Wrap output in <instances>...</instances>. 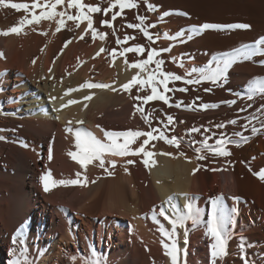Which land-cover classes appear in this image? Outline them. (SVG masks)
<instances>
[{
    "label": "bare ground",
    "instance_id": "1",
    "mask_svg": "<svg viewBox=\"0 0 264 264\" xmlns=\"http://www.w3.org/2000/svg\"><path fill=\"white\" fill-rule=\"evenodd\" d=\"M10 2L31 5L34 0ZM35 2L43 5L46 0ZM149 2L155 5L154 11L146 9L144 0H137V8L125 9L115 21H111V15L120 11L118 7L112 12L91 14L93 27L106 33L104 40L93 39L90 31L85 34L87 21L76 28L66 17L59 32L56 17L26 26L19 35H4L21 19L31 17L23 10L0 7V253L8 257L5 264L10 260L24 264H171L161 242L171 245L173 240L180 249L179 264H210L206 250L213 240L207 234V223L215 198H221L222 223L231 233L227 254L215 264H244L243 255L249 264H264V181L258 178L264 170V131H251L253 126L260 129L264 125V111L259 110L264 101L259 99V93L252 101L246 98L251 90L264 88V55L256 52L247 60L237 57L225 72L227 80L219 85L210 81L183 82L193 69L196 71L192 79L201 73L211 74L218 66L223 67L219 63L223 54H234L264 36V0ZM82 3L109 7L108 0ZM41 10L35 9V14ZM65 10L73 15L77 11L67 9V0L56 8ZM137 15L146 16V24L156 25L149 28L154 37L159 36L155 43H150L138 29L125 26L138 23ZM101 20H110L113 27H102ZM205 23L221 27L192 32L193 27ZM235 24H248L250 28L224 27ZM181 30L191 32L192 39L185 36L180 42L176 34ZM82 34L84 39H79ZM125 35L134 39L118 45L117 39L123 41ZM68 41L71 42L65 47ZM135 45L148 50L168 48L155 59L165 61L161 66L164 72L182 77L168 84L170 91L165 94L171 107L159 100L142 105L144 113L151 114L150 125L134 108L142 104L134 97L150 94V86L141 89L134 85L129 91L122 88L135 75L147 79L146 72L130 67L146 59L147 52L119 54L123 48ZM102 48L106 51L100 52ZM154 68V64L149 65L150 70ZM85 83L111 87H81ZM181 88L188 90L181 92ZM208 88L211 91H205ZM85 96L91 99L85 100ZM229 100L236 103H224ZM180 101L184 103L177 108ZM201 104L216 107L202 110ZM249 104L251 107H247ZM165 114L173 117L171 125ZM230 120L236 124L228 123ZM218 124L224 127L217 128ZM242 124H248V128ZM67 128L83 129L105 143L108 141L101 129L146 132L157 128L169 138L177 137L179 147L158 138L150 140L145 149L153 155L147 157V167L142 153L126 157L105 153L102 158L108 167L106 173L99 161L81 168L68 155L78 150L74 134ZM192 128L199 131L190 133ZM222 136L230 141L226 144L230 155L205 151L201 141L207 139V145L214 146ZM145 139L138 138L130 147L137 148ZM118 143H123V138ZM194 148L200 149L205 159H197ZM15 158L23 176L8 173L6 163H14ZM47 172L55 181L79 179L80 183L54 186L45 192L40 176ZM185 194L191 201L185 199ZM189 202L192 218L177 228L174 238L161 236V228L172 231L171 224L159 215L161 208L174 219L178 213H186L184 206ZM232 208L238 212L232 214L231 223H226ZM119 219L129 222L128 229ZM22 225V237L16 236ZM241 243L242 250L238 247Z\"/></svg>",
    "mask_w": 264,
    "mask_h": 264
},
{
    "label": "snow or ice",
    "instance_id": "2",
    "mask_svg": "<svg viewBox=\"0 0 264 264\" xmlns=\"http://www.w3.org/2000/svg\"><path fill=\"white\" fill-rule=\"evenodd\" d=\"M65 3V0H54V2H51V0H46V2L41 5L38 2H34L29 5L28 3H14L10 2V0H0V7L2 8H11L16 11L23 10L25 13H28L30 15V19L25 17L24 19H21L18 22V26H13L9 29V31L4 32V35L9 34H17L19 35L24 27L33 25V24H39L41 20H53L56 17H59V19H55L56 22V32H59L67 21H72L75 24L76 28L80 27L81 22L87 21V27L85 28V34L89 31L91 32L92 38L96 39L97 37L101 40H104L106 38V33L98 32L93 27V18L91 14L100 13L103 11L104 13L112 12V9L119 8L120 11L112 12L111 15V21H115L117 17L121 16L123 11L125 9H135L138 7L137 0H108L109 7L102 9L100 6H93L89 4L82 3V0H67V9H76V14L73 15L67 10L65 11H56L57 6L63 5ZM145 7L148 11H154L155 5L149 2V0H144ZM41 8V12L39 15L35 14V9ZM86 9V12L84 11ZM66 17V20H65ZM135 19L138 21V23H127L125 26L130 29H138L139 32H141L144 37L150 42L155 43L156 40L159 38V36L154 37L150 32L149 28L155 27V24H146L145 21L147 19L146 16L143 15H137ZM161 21H163V17H158ZM110 20H101V26L112 28L113 25ZM221 26L212 25V24H202L198 28L193 27L192 32L195 31H203L208 30L211 28H218ZM227 28H236V29H249L250 25L248 24H235V25H228L224 26ZM42 35H46L47 33H40ZM55 34V33H53ZM115 34V33H113ZM177 38L180 40V42H184L185 36L188 40L192 39L191 32L185 33L183 30L178 32ZM79 39H84V35L82 34ZM134 39V37L125 35L123 37V41L120 39H117L116 43L119 45L122 42L126 43L127 41ZM71 41H68L65 43V47H67V43H70ZM106 51L105 49H100V52ZM113 53H115V50H112ZM169 51L168 48L164 49H157L152 48L150 50L146 49L143 45H135L132 47H125L122 49V51L119 53L121 56L125 55L129 52H134L136 54H142L147 52L146 59H141L138 62H134L130 65V67L139 69L141 72L147 73V79L140 78L139 74L132 77V79L128 82L122 85V88L125 91H129L132 86L134 85H140L141 89L144 88L145 85L150 86V94L146 95H137L134 97V99L141 101V105H134V108L136 111L141 113L142 118L144 119L145 123L151 124L150 120V113L145 114L144 108L142 105H146L151 101L159 100L163 101L165 105H168L171 107L172 105L169 102L168 97L165 93L170 91L168 88V84L170 81H179L182 79L181 76L164 72L162 70V65H164L165 61L163 59H155V57H158L161 55L162 52ZM256 52H260L262 55H264V36L260 37L254 42V45L252 46H244L241 49H237L234 54H228L225 53L222 55L219 63L223 65V67H217V69L212 72L211 74L205 75L201 73L198 78L192 79L190 78L192 74L196 71L193 69L191 72H187L186 76L189 78L184 79L185 84H199L203 81H210L212 84L219 85L221 82L227 80V76L225 75L226 70L234 63L235 59L241 58L247 60L250 56L255 55ZM100 53L98 52L97 55ZM127 63V61H125ZM35 63V61H33ZM155 65L154 69H149V65ZM51 71V70H50ZM81 87L84 88H101V89H108L111 86L108 84L103 83H93L88 84L85 83ZM163 89V91H160V89ZM114 90V89H113ZM187 88H181L179 91L186 92ZM205 91H211L210 88L205 89ZM259 93V99L261 101H264V88L259 89H253L251 90L247 95V100L252 101L253 98ZM67 94V93H66ZM55 99V98H52ZM85 100L91 99L90 96H85ZM199 99V97H197ZM76 101H69V103H75ZM183 101H180L176 103V107L180 108L183 105ZM224 103L228 104L229 106L236 103V100H229L224 101ZM195 104V101L192 102V105ZM192 105H188L187 107L191 108ZM86 107V105H85ZM202 110H207L209 107H216V105H209V104H201L199 106ZM247 107H251V105H247ZM243 111L244 109H240ZM260 111H264V104L261 105L259 108ZM165 118L168 125H171L173 123V117L171 115L165 114ZM82 123V122H78ZM230 124H236L235 120L228 121ZM217 128H223V124L216 125ZM241 127L247 129L248 124H242ZM67 132L73 133L75 137V147L78 151L76 152H69L68 155L76 161L81 168H84L87 164L91 163L92 161L96 160L99 161V167L103 168L106 173H108V167L105 166V161L103 160V155L105 153L120 156V157H126V156H135L138 154H143L145 157L143 159L144 165L147 167L149 165V159L147 157H151L153 153L146 151L145 145H148L149 141L152 139H161L164 140L166 143L173 145L175 147H179V140L177 137L173 136L171 138L167 137L164 134V131L162 129L157 128H150L149 131H139V130H128L123 132H109L104 131L101 129V131L104 132V136L107 143L102 142L96 137H94L91 133H88L87 131L83 129H76L73 131L71 128L66 129ZM199 129L192 128L189 130V132H198ZM204 131H208V129H204ZM251 131L255 134L260 131H264V125L261 126L260 129L253 126L251 128ZM153 133H158L157 136H154ZM236 135H240L239 132L236 133ZM140 137H147V139L143 140V142L135 149L131 148L130 145L132 143H135L138 138ZM120 138H123V143H118V140ZM210 138V137H209ZM195 143V142H193ZM205 145V151H211L213 155H220V156H228L231 153L227 150L226 144L230 143V141H227L222 136L220 139L216 141V144L214 146H208L207 145V139L201 141ZM197 154V159H205L204 155H201L200 149L194 148L193 149ZM52 159L51 150L49 151V160ZM127 163L132 164V160H128ZM112 166H114V162H111ZM77 177L80 176V173L76 174ZM258 178L262 181H264V170H262L260 173H258ZM40 182L45 192H48L51 190V187L58 186V185H76L80 183L79 179H70V180H60L55 181L51 177V173L47 172L40 176ZM95 181H93L94 183ZM185 199L191 201L192 198L187 197L185 194ZM237 202H239V198H234ZM169 200L171 201L172 198L170 197ZM212 203V213L210 214V218L207 223V234L211 236L213 243L210 245V264H215L216 260L218 258H222L227 254V242L229 238L231 237V233L227 231V229L223 226V214H222V205H221V198H215L211 201ZM175 207V205H173ZM186 213L180 214L178 213L176 217L170 218L166 215L165 211L161 208L159 211V215L162 216L165 220L168 221L169 224L172 226V231L167 232L163 228L160 229L161 236L165 237L166 239H172L176 236V230L179 226H182L185 222V220L192 218L193 208L192 203H186L185 204ZM63 211V210H62ZM238 212L237 208H232L229 210L228 218L226 223H231V216L232 214H235ZM156 217L153 216V220L155 221ZM193 223H195V220L193 219ZM23 234V226L17 230L16 236H21ZM16 236L13 237L14 243L16 242ZM241 240H243V237H241ZM22 242V241H21ZM162 246L165 249V254L170 258L171 264H179L178 261V255L180 252V249L177 247V243L175 240L169 245L168 243H165L164 241L161 242ZM185 243H187V233H185ZM238 247L242 250L244 247V244L241 243L238 245ZM242 261L244 264H249L246 255L241 256ZM9 264H20L17 260H10ZM25 264H28V262H25ZM92 264H103L102 261H92Z\"/></svg>",
    "mask_w": 264,
    "mask_h": 264
},
{
    "label": "rangeland",
    "instance_id": "3",
    "mask_svg": "<svg viewBox=\"0 0 264 264\" xmlns=\"http://www.w3.org/2000/svg\"><path fill=\"white\" fill-rule=\"evenodd\" d=\"M17 158H15L14 159V163H11V164H9V162H7L6 163V168H7V166H8V168H7V170H9L8 171V173H9V175H11V176H13V175H22L23 176V174H24V172H22V168H21V164H20V162H19V160H16ZM16 163H19V164H16ZM12 165H14V166H12ZM19 168V169H18ZM12 170V171H11ZM19 173V174H18ZM8 193V192H7ZM98 220V219H97ZM119 220H121V221H123V223L125 224L124 226H126V229H128V224H129V222L127 221V220H125V219H119ZM28 226V225H27ZM123 226V227H124ZM21 228V227H20ZM94 234H97V230H94ZM81 239V238H80ZM1 252V251H0ZM18 253H20V254H22V251L20 250V251H18ZM206 253L207 254H210V248H208L207 250H206ZM7 256H6V254H4V256L0 253V264H5V262L7 261ZM12 258V257H11ZM10 258V259H11ZM64 260H65V258H64ZM20 264H24L22 261H20Z\"/></svg>",
    "mask_w": 264,
    "mask_h": 264
}]
</instances>
